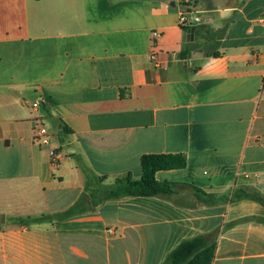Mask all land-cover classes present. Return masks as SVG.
Here are the masks:
<instances>
[{
	"label": "crops",
	"instance_id": "crops-1",
	"mask_svg": "<svg viewBox=\"0 0 264 264\" xmlns=\"http://www.w3.org/2000/svg\"><path fill=\"white\" fill-rule=\"evenodd\" d=\"M218 1L0 0V264H168L218 230L213 264H264V224L241 221L264 206L190 188L264 196V0ZM215 12L228 20L217 57L190 36ZM44 116L69 155L58 166L35 141ZM148 154L186 155L156 174L176 195L93 203L85 171L102 188L137 180Z\"/></svg>",
	"mask_w": 264,
	"mask_h": 264
},
{
	"label": "trees",
	"instance_id": "trees-1",
	"mask_svg": "<svg viewBox=\"0 0 264 264\" xmlns=\"http://www.w3.org/2000/svg\"><path fill=\"white\" fill-rule=\"evenodd\" d=\"M203 26L198 24L195 27V35L201 34ZM222 35L215 45H213V56H220L217 52L220 46ZM62 135H68L72 131L62 126ZM187 157L184 154H148L141 158L142 176L140 179H133L130 175L118 177L111 187L102 188L95 182L92 173L86 172L88 177L86 192L89 193L95 205L103 204L112 200H119L128 197H162L172 198L177 194L178 184L171 182H160L156 174L164 170H179L187 166ZM103 180V178H99ZM197 201L207 205L231 204L241 200H253L264 206V196L256 189L238 188L228 191L222 195L210 194L202 189L190 187ZM179 204V203H177ZM79 203L75 206L77 207ZM65 218L75 215V208L67 211ZM45 218L30 219L32 222H39ZM241 221H257L264 224V217H248ZM235 223H231L234 225ZM220 231L208 235H199L191 239L182 241L168 256V264H213Z\"/></svg>",
	"mask_w": 264,
	"mask_h": 264
},
{
	"label": "rangeland",
	"instance_id": "rangeland-1",
	"mask_svg": "<svg viewBox=\"0 0 264 264\" xmlns=\"http://www.w3.org/2000/svg\"><path fill=\"white\" fill-rule=\"evenodd\" d=\"M186 1L184 0L185 3L191 4L190 6H186V11L189 13V11H195L198 9L201 0H199V3H196L194 0H192V2H189V0ZM202 1L204 8H212L214 5H212V0ZM241 1L242 0H219L217 4L221 7H225L227 5L239 4ZM220 13L221 12H215V14H212V17L207 16L208 14L206 16H202L203 14L201 16L197 14L199 18L196 19V22L197 24L203 26L201 34L198 37H195L197 46L213 51L212 47L217 43V41H219L228 21L226 19L220 20ZM38 115L43 116L42 110L38 113ZM40 121L49 132L53 144L52 148L56 149L64 157L69 158L67 148L63 146V143L59 142V135L57 134L58 127L55 126V123L50 118H45V116Z\"/></svg>",
	"mask_w": 264,
	"mask_h": 264
},
{
	"label": "built area",
	"instance_id": "built-area-1",
	"mask_svg": "<svg viewBox=\"0 0 264 264\" xmlns=\"http://www.w3.org/2000/svg\"><path fill=\"white\" fill-rule=\"evenodd\" d=\"M260 23L264 24V15L260 19ZM158 33L154 32V36H157ZM40 107L39 102L33 104V108L37 109ZM35 132V141L40 145L49 146L51 145L52 139L49 135L48 130L44 127L43 123L37 121L34 127ZM50 156L53 161V164L58 166L60 163V153L56 149H51Z\"/></svg>",
	"mask_w": 264,
	"mask_h": 264
},
{
	"label": "water",
	"instance_id": "water-1",
	"mask_svg": "<svg viewBox=\"0 0 264 264\" xmlns=\"http://www.w3.org/2000/svg\"><path fill=\"white\" fill-rule=\"evenodd\" d=\"M196 25H197V22L195 21L194 26L192 28V31L190 32V36H191L192 40H194V32H195ZM1 217L2 218L0 219V223H4V216L2 215Z\"/></svg>",
	"mask_w": 264,
	"mask_h": 264
}]
</instances>
